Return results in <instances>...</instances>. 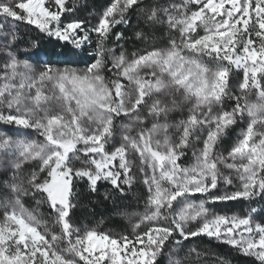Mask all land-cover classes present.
I'll return each instance as SVG.
<instances>
[{"label":"snow or ice","instance_id":"1","mask_svg":"<svg viewBox=\"0 0 264 264\" xmlns=\"http://www.w3.org/2000/svg\"><path fill=\"white\" fill-rule=\"evenodd\" d=\"M75 7L0 0V264H160L165 254L184 264L201 255L179 258L199 236L264 264L262 210L208 206L264 200V0H111L94 23L75 18ZM133 14L164 27L166 46L141 29L134 35L146 46L129 55L115 29ZM21 25L36 35L24 40ZM138 176L146 191L130 230L73 225L77 182L126 194Z\"/></svg>","mask_w":264,"mask_h":264},{"label":"trees","instance_id":"2","mask_svg":"<svg viewBox=\"0 0 264 264\" xmlns=\"http://www.w3.org/2000/svg\"><path fill=\"white\" fill-rule=\"evenodd\" d=\"M110 2L111 0H75L76 7L73 16L94 23L95 17ZM160 2L167 3L168 0H160ZM145 3H152V0H145ZM141 29L150 38H154L155 46H158L164 39V32L162 33L158 25L149 28L143 20L138 22L136 15L133 14L130 26L118 25L115 29L116 31H123L127 37L126 42L122 41L121 43H124L129 55L146 46L144 42L137 40L134 35L136 31ZM20 34L24 40L36 35L31 26L27 25L20 26ZM45 44L50 46L47 45L46 41ZM108 47H115V45L112 41H109ZM116 52L119 53V48H116ZM83 66V64L79 65V67ZM188 161L189 157L187 154L183 162L187 164ZM6 178L4 172L0 174V181ZM124 187L126 194H121L109 182L101 180L97 184L96 191L92 192L89 190L86 180L77 182L74 186V195L72 197V203L75 207L70 213L73 225L82 230L97 228L100 231L112 233H122L130 230L131 225L134 224L131 217L143 211V200L141 197L146 189L140 177L132 185L131 191H127V185ZM26 206L30 209L36 208L35 201H27ZM250 207L263 210L264 200L257 198L251 204L245 200L216 203V211L218 213L245 214ZM39 211L47 214L50 210L46 205H41ZM45 218L47 217L45 216ZM56 231L58 232L59 229ZM191 248H196L201 255L197 258L196 254L192 253L184 264H216L218 258H227L231 261V264H250L248 257L240 255L230 246L222 244L215 239H210L207 236L192 237L185 241L183 249L179 252V258L183 260ZM173 258L175 259L176 257L173 256ZM168 260V255L165 254L160 258V264H168Z\"/></svg>","mask_w":264,"mask_h":264},{"label":"rangeland","instance_id":"3","mask_svg":"<svg viewBox=\"0 0 264 264\" xmlns=\"http://www.w3.org/2000/svg\"><path fill=\"white\" fill-rule=\"evenodd\" d=\"M3 21L2 20H0V23H2ZM160 28H161V30H162V33L164 32V34H163V36H164V39H163V41L161 42V43H159V45L157 46V47H164V46H166V44H167V35H166V29L164 28V27H162V26H159ZM119 53H117V55H118ZM186 114H187V108L185 107L184 109H183V112H181V111H175V112H172V113H170L169 114V121L170 122H175V121H178L179 119H181V118H183V116H186ZM126 123L127 121L125 120V121H117V129H116V133H117V140H119L120 139V137H121V129L119 128V124L120 123ZM150 126V125H149ZM3 126H0V128H2ZM239 131H240V129L239 128H237L236 129V133H233L230 137H227V138H225V142H224V145H223V147L224 148H228V147H230L231 146V144L233 143V141L235 140V136H236V134L237 133H239ZM9 134H11V133H9ZM29 139H42V138H40V137H38L36 134H32L30 137H28ZM188 157H189V161H188V163L187 164H190L191 162H192V156H191V152H189L188 153ZM3 173V171H0V174H2ZM139 177V176H138ZM140 179L142 180V177H140ZM229 190H232V189H229ZM213 191H216V190H213ZM205 197L204 196H202L201 194H196L194 197H193V200H194V202H196V203H198L201 199H204ZM209 207H211V208H213L215 211H216V204H209L208 205ZM217 212V211H216ZM139 214V213H138ZM138 214H135L133 217H131V220H133L134 221V223L136 222V219H137V216H138ZM231 215V214H230ZM237 215H241V214H237ZM262 216H264V209L260 212V214L259 215H257V219H260ZM169 261V260H168ZM168 264H169V262H168Z\"/></svg>","mask_w":264,"mask_h":264}]
</instances>
